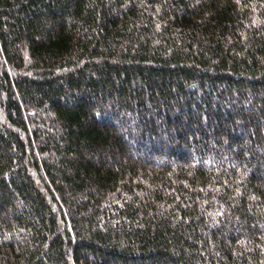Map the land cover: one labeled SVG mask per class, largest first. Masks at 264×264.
I'll use <instances>...</instances> for the list:
<instances>
[{
  "label": "trees",
  "instance_id": "obj_1",
  "mask_svg": "<svg viewBox=\"0 0 264 264\" xmlns=\"http://www.w3.org/2000/svg\"><path fill=\"white\" fill-rule=\"evenodd\" d=\"M0 264H264V0H0Z\"/></svg>",
  "mask_w": 264,
  "mask_h": 264
}]
</instances>
